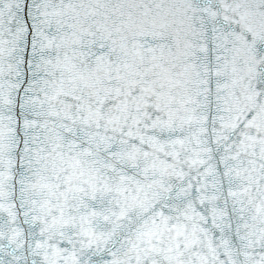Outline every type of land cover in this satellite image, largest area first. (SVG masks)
<instances>
[{"label": "snow or ice", "instance_id": "snow-or-ice-1", "mask_svg": "<svg viewBox=\"0 0 264 264\" xmlns=\"http://www.w3.org/2000/svg\"><path fill=\"white\" fill-rule=\"evenodd\" d=\"M0 264H264V0H0Z\"/></svg>", "mask_w": 264, "mask_h": 264}]
</instances>
